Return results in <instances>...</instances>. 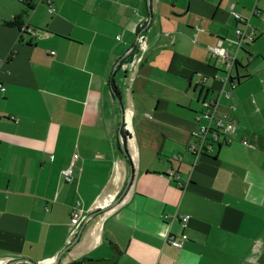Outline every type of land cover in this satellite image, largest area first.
Instances as JSON below:
<instances>
[{
	"label": "crops",
	"instance_id": "0c3cea01",
	"mask_svg": "<svg viewBox=\"0 0 264 264\" xmlns=\"http://www.w3.org/2000/svg\"><path fill=\"white\" fill-rule=\"evenodd\" d=\"M0 85V264H264V0H0Z\"/></svg>",
	"mask_w": 264,
	"mask_h": 264
},
{
	"label": "built area",
	"instance_id": "2783aa9c",
	"mask_svg": "<svg viewBox=\"0 0 264 264\" xmlns=\"http://www.w3.org/2000/svg\"><path fill=\"white\" fill-rule=\"evenodd\" d=\"M54 10H55L54 8L50 9V11H54ZM234 14L238 19L242 18V16L239 13L234 12ZM237 33L241 34L242 30L238 29ZM145 41L146 39L144 36H139L138 42L143 44L145 43ZM210 49L213 51L215 55L222 57L223 60H228L232 58V56L230 55V52H228L226 49L222 48L221 46H212ZM204 79L205 78H199L197 80V83L200 84L201 82L204 81ZM221 79L225 81L227 78L224 76H221ZM235 86H236V83H233V87ZM0 89L5 90V87H3V85H0ZM225 94L227 97H230L231 91H226ZM215 105H216V102L207 103L204 106V109L201 112H199V114L196 116V120L200 122V126L198 127L196 131L193 132V136L197 138L198 143L197 144L193 143L191 145V150L202 151V148L204 147L206 142L210 143V146H211L210 148L212 149V145L214 144V142H220L221 138H225L226 142L228 140L231 141V139H229L228 137L235 129L237 119L232 118L229 111H217L216 109H214ZM203 118H208L209 120L206 121V123H203V120H202ZM244 143L246 144L247 141L245 140ZM78 158H79V155L74 154L70 166L67 169H64L62 171V175L66 182L72 181L74 167L76 165V161L78 160ZM169 176L171 178H177L179 177V174H175L174 172H171ZM177 184L180 187L184 186V183L181 181H177ZM79 205L80 203L77 202V205L72 213V216H73L72 224L73 225L77 224L81 217V212L78 210ZM177 218L183 222H187L190 218V215H187V214L178 215ZM169 241L172 245L177 246V247L182 245V241L176 239L175 236L169 237Z\"/></svg>",
	"mask_w": 264,
	"mask_h": 264
},
{
	"label": "water",
	"instance_id": "95a60500",
	"mask_svg": "<svg viewBox=\"0 0 264 264\" xmlns=\"http://www.w3.org/2000/svg\"><path fill=\"white\" fill-rule=\"evenodd\" d=\"M133 177V173H131L130 179ZM59 259V258H58ZM117 259V255H115L113 258L108 259H102V260H95V259H87L85 263L87 264H112ZM32 264H37L35 262H32Z\"/></svg>",
	"mask_w": 264,
	"mask_h": 264
},
{
	"label": "trees",
	"instance_id": "16d2710c",
	"mask_svg": "<svg viewBox=\"0 0 264 264\" xmlns=\"http://www.w3.org/2000/svg\"><path fill=\"white\" fill-rule=\"evenodd\" d=\"M21 1H24V0H21ZM28 5V4H27ZM29 6V5H28ZM8 25H16V26H18V27H23L24 26V22H23V20H22V16H17V17H15V19L13 20V21H7L6 22ZM198 129V128H197ZM194 138L195 139H197L195 136H194ZM198 141V140H197ZM193 143H195V144H197V142L195 141V142H191V144H190V146L193 144Z\"/></svg>",
	"mask_w": 264,
	"mask_h": 264
},
{
	"label": "rangeland",
	"instance_id": "374dc122",
	"mask_svg": "<svg viewBox=\"0 0 264 264\" xmlns=\"http://www.w3.org/2000/svg\"><path fill=\"white\" fill-rule=\"evenodd\" d=\"M218 56V55H217ZM220 59H222L223 60V58L222 57H220V56H218ZM224 61H227V60H224ZM199 112H201V111H198L197 113H196V115H195V121L197 122V124H198V127L200 126V122H198L197 120H196V116L199 114ZM203 120V123H206V121H208L209 119L208 118H203L202 119ZM197 127V128H198Z\"/></svg>",
	"mask_w": 264,
	"mask_h": 264
}]
</instances>
